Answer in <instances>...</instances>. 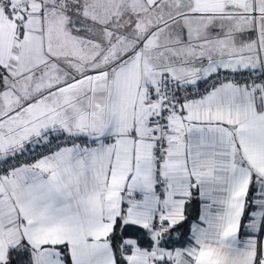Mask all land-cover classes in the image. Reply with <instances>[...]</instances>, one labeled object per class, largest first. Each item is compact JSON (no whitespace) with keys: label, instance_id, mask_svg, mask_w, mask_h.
I'll return each instance as SVG.
<instances>
[{"label":"snow or ice","instance_id":"snow-or-ice-1","mask_svg":"<svg viewBox=\"0 0 264 264\" xmlns=\"http://www.w3.org/2000/svg\"><path fill=\"white\" fill-rule=\"evenodd\" d=\"M0 264H264V0H0Z\"/></svg>","mask_w":264,"mask_h":264}]
</instances>
